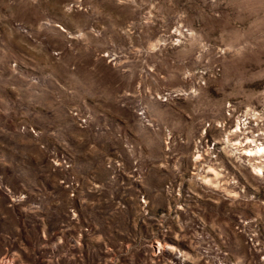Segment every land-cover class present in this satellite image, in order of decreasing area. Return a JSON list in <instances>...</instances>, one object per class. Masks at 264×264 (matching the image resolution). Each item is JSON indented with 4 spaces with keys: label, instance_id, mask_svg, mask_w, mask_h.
<instances>
[{
    "label": "rangeland",
    "instance_id": "rangeland-1",
    "mask_svg": "<svg viewBox=\"0 0 264 264\" xmlns=\"http://www.w3.org/2000/svg\"><path fill=\"white\" fill-rule=\"evenodd\" d=\"M257 146L264 0H0V264H264Z\"/></svg>",
    "mask_w": 264,
    "mask_h": 264
},
{
    "label": "bare ground",
    "instance_id": "bare-ground-1",
    "mask_svg": "<svg viewBox=\"0 0 264 264\" xmlns=\"http://www.w3.org/2000/svg\"><path fill=\"white\" fill-rule=\"evenodd\" d=\"M264 150V148L262 147H260V146H257L255 149H254V151L253 150H250V151H246L248 154H251L252 152L253 153H259L260 151H263ZM245 153V152H244ZM261 153V152H260ZM258 168V170H262V168L261 167H257Z\"/></svg>",
    "mask_w": 264,
    "mask_h": 264
}]
</instances>
